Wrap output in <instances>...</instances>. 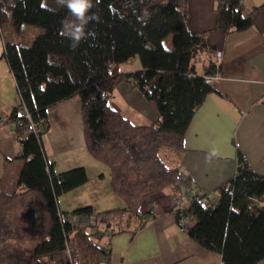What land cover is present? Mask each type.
Returning <instances> with one entry per match:
<instances>
[{"label": "trees", "instance_id": "obj_1", "mask_svg": "<svg viewBox=\"0 0 264 264\" xmlns=\"http://www.w3.org/2000/svg\"><path fill=\"white\" fill-rule=\"evenodd\" d=\"M215 1V28L224 30L250 27L254 11L264 6L244 13L242 0ZM92 2L90 11L100 18L87 27L95 36L73 47L61 27L65 18L76 21L60 0H0V23L42 28L29 43L5 42L4 56L21 97L10 120L16 122L17 158L23 165L18 189L0 193V264H58L56 255L63 251L68 256L59 264H110V237L128 220L141 226L154 215L143 212L141 204L164 190L171 191L173 201L183 200L182 206L173 205L178 224L190 215L187 233L219 251L223 264H263L264 175L239 151L236 172L218 186L215 200L180 167L187 128L216 90L207 76L221 73V65L208 54L205 33L188 27L187 0ZM171 34L168 48L165 40ZM134 55L140 56L142 68L121 71L119 64ZM123 78L153 102L156 121L135 124L113 106L112 93ZM74 95L82 105L86 146L109 167L111 186L125 208H60L59 196L89 178L84 166L58 172L44 144L51 125L48 108ZM24 106L29 117L21 114ZM16 240L34 242L32 251L17 247Z\"/></svg>", "mask_w": 264, "mask_h": 264}, {"label": "crops", "instance_id": "obj_2", "mask_svg": "<svg viewBox=\"0 0 264 264\" xmlns=\"http://www.w3.org/2000/svg\"><path fill=\"white\" fill-rule=\"evenodd\" d=\"M264 0H242L248 13ZM215 0H187L189 29L205 33L208 54L221 65V78L195 112L185 138L180 167L191 175L194 186L215 192L237 169L239 151L250 166L264 175V6L256 9L253 23L243 30L215 28ZM10 22V21H9ZM0 23V193L6 188L8 166L17 159L20 144L16 122L10 120L21 102L19 88L7 58ZM33 40V39H32ZM223 50V57L211 53ZM136 56V55H134ZM132 56L131 58H133ZM203 58L199 59V62ZM134 60V59H133ZM135 67L142 68L141 58ZM138 67V68H137ZM111 101L125 117L138 125H147L159 117L157 108L131 80L123 78L112 93ZM50 129L44 144L50 161L58 172L84 166L88 180L59 196L60 208L66 211L92 205L95 211L125 208L126 202L111 186L109 167L89 152L84 135L82 105L78 95L48 108ZM3 123V124H2ZM23 163L17 162L12 177L17 184ZM20 168V169H18ZM170 190L148 196L141 210L154 215L145 222L128 220L121 231L110 237V264H223L222 254L210 250L181 230ZM66 252L56 255L58 264ZM64 259V260H63Z\"/></svg>", "mask_w": 264, "mask_h": 264}, {"label": "rangeland", "instance_id": "obj_3", "mask_svg": "<svg viewBox=\"0 0 264 264\" xmlns=\"http://www.w3.org/2000/svg\"><path fill=\"white\" fill-rule=\"evenodd\" d=\"M2 31H3L4 38L7 41L29 43V42L32 41V39L34 38V36L37 33L42 32V28L38 27V26H34V25H31V24H28V23H25V24L22 25V27L20 29H17L9 21H7V22L3 23ZM165 44H166V46L168 48H172V46H173L172 45V34L165 40ZM217 50H221V49H217ZM217 50L214 53L215 54L214 57L219 58L218 56H216ZM135 58L138 59L139 56L136 55L133 58H129V59L121 62L119 64V68L120 69H128L129 67H135L137 65V62L139 64L138 67H141L140 61L136 62ZM1 122H3V120H1ZM17 162L18 163L19 162L23 163V160L17 158L14 161H11V164L8 166V172H7L8 173V179L6 181V190L12 191V190L18 189V185L17 184L13 185V183L11 181L12 177H13V174L15 173V170L17 169V167H16V163ZM18 169H20V168H18ZM14 243H15V245L17 247L27 249L28 251H32V250H29V246L31 247L32 244H34V242H32V241H23V240H16V241H14ZM67 256H68V254H64V259L65 260L67 259ZM60 263H63V261L61 260ZM263 264H264V261H263Z\"/></svg>", "mask_w": 264, "mask_h": 264}, {"label": "clouds", "instance_id": "obj_4", "mask_svg": "<svg viewBox=\"0 0 264 264\" xmlns=\"http://www.w3.org/2000/svg\"><path fill=\"white\" fill-rule=\"evenodd\" d=\"M60 3L69 10L71 17H74L76 21L70 24L65 18L62 20L61 27L62 34L70 38L73 47L78 46L82 39L95 36V32L87 27L91 21L100 18L96 13L90 11L93 8L92 0H60ZM4 11L7 10L4 9Z\"/></svg>", "mask_w": 264, "mask_h": 264}, {"label": "built area", "instance_id": "obj_5", "mask_svg": "<svg viewBox=\"0 0 264 264\" xmlns=\"http://www.w3.org/2000/svg\"><path fill=\"white\" fill-rule=\"evenodd\" d=\"M215 52H212L211 54L214 56L215 54H214ZM223 50H217V53H216V56H218L219 58H221V57H223ZM198 59H201L202 58V55L201 54H199L198 55V57H197ZM218 64H219V62H218ZM221 78V73L220 72H217L216 74H213V75H208L207 76V80L209 81V82H214V81H216V80H218V79H220ZM21 114L23 115V116H28L29 117V115H30V113H29V111L27 110V107H22V110H21ZM176 205V206H182V204H183V200L181 199V198H176L174 201H173V205ZM191 216L190 215H183L182 217H181V222L179 223V226H180V228H181V230H183V231H185V232H187L188 231V229H189V226L191 225ZM68 253L70 254V250L68 249Z\"/></svg>", "mask_w": 264, "mask_h": 264}]
</instances>
